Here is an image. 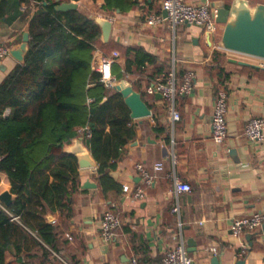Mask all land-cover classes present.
<instances>
[{
    "label": "crops",
    "instance_id": "1",
    "mask_svg": "<svg viewBox=\"0 0 264 264\" xmlns=\"http://www.w3.org/2000/svg\"><path fill=\"white\" fill-rule=\"evenodd\" d=\"M7 1V9L0 10V45L11 50L19 47L28 31L29 19L24 17L28 5L20 0ZM137 1V6L125 12L104 10L106 0L74 1L80 10L98 8V14H103L100 16L112 19L106 51L119 53L115 63L120 71L126 68L120 47L142 48L156 57L155 63L121 78L143 94L152 114L133 119L134 137L123 147L115 167L107 170L108 178L120 190L101 185L98 163L95 168L79 167L80 183L70 214L57 211L47 217L57 226L56 248L44 244L23 248L19 254L11 245L6 253L9 264H129L132 257L143 264H163L165 252L181 237L192 264H213L214 256L220 264H264L263 225L241 238L231 232L235 218L264 211V139L251 141L244 134L252 117L264 118V66L253 57L243 60L257 66L232 62L231 58L242 59L218 46L224 27L217 21L218 10L229 8L234 0H187L209 5L219 27L211 36L203 27L189 23L175 28L168 24L149 26L147 15L161 10L162 0ZM249 3L254 6L264 0ZM33 12L32 1L31 15ZM98 49L103 50L98 47L94 52V69ZM216 50L225 60L215 58ZM18 63L10 53L3 59L0 82ZM188 69L196 74L194 89L190 94L177 95L176 109L181 117L173 123L169 103L157 93L149 94L147 88L172 70L181 83ZM221 87L228 94V135L219 144L212 140V115ZM79 137L65 144L64 150ZM158 162L164 163L163 170H155ZM139 163L155 177L150 186L144 185V199L122 189L126 184L131 188L142 184L136 169ZM174 177L189 183L192 190L177 192ZM5 191L11 192V184L7 174L0 172V194ZM175 206H179L178 212L173 211ZM108 209L123 222L117 237L106 243L100 237V221ZM244 244L246 253L240 255Z\"/></svg>",
    "mask_w": 264,
    "mask_h": 264
},
{
    "label": "trees",
    "instance_id": "2",
    "mask_svg": "<svg viewBox=\"0 0 264 264\" xmlns=\"http://www.w3.org/2000/svg\"><path fill=\"white\" fill-rule=\"evenodd\" d=\"M71 1L79 0H20L28 5L29 49L24 62L0 82V172L7 174L15 196L9 212L0 213V264H9L11 245L19 254L44 244L56 248L57 226L47 217L71 212L80 174L76 155L64 146L81 128L90 129L86 142L98 163L101 185L117 191L120 187L107 170L135 135L124 97L107 87L92 66L95 50H108L110 44L102 40L101 26L88 10L57 9ZM139 3L106 0L102 8L125 12ZM7 4L1 0L0 10ZM120 48L126 68L120 71L114 63L117 80L156 62L142 48ZM214 54L225 60L218 50Z\"/></svg>",
    "mask_w": 264,
    "mask_h": 264
},
{
    "label": "built area",
    "instance_id": "3",
    "mask_svg": "<svg viewBox=\"0 0 264 264\" xmlns=\"http://www.w3.org/2000/svg\"><path fill=\"white\" fill-rule=\"evenodd\" d=\"M164 12H166V14ZM146 19L149 26L168 24V26L172 28L183 23H195L201 25L204 31L210 36L216 34L219 28L208 4H193L187 0H162L161 10L148 14ZM98 51L100 52L96 58V70L101 74V81L104 82L107 87H114L119 83V80L115 78L112 66L116 62L119 53L115 51L108 53L99 49ZM9 53L10 48L5 44H1L0 64ZM231 53L242 60L248 57L240 53ZM258 60L259 66H264V60ZM195 79V71L188 69L184 72L181 83H178L176 71L172 70L162 77L155 79L154 82L148 86L147 92L149 94L161 93L163 95L170 105L171 121L174 123L181 117L180 112L176 109L177 95L190 94L194 89ZM227 113L228 94L226 89L221 87L216 94L212 115V140L219 144L223 143L228 135ZM244 134L251 141L258 142L263 140L264 118L262 116L252 117L246 124ZM78 135L86 139L91 135L90 129L88 127L81 128ZM154 168L156 171L163 170L164 163L158 162L155 164ZM136 169L140 172L142 184L135 188H131L126 184L122 189L126 193H131L136 199H144L146 196L144 185L150 186L155 177L142 163L137 164ZM174 185L177 192H190L192 190V186L189 183L183 182L177 177H174ZM0 208L1 210L9 212L8 208L2 202H0ZM173 211L178 212L179 206H175ZM122 222L121 217L113 210H106L100 221L101 239L106 243L112 242L117 237ZM263 223L264 211H256L250 215L235 218L231 224V232L233 236L241 238L246 233L252 234L259 230ZM215 250L216 248H213V251ZM245 253L246 245L244 244L240 255H244ZM65 263L70 264L66 261ZM129 264L143 263L139 258L132 257ZM163 264H192V259L188 255L183 237L178 239L177 244L173 248L165 252Z\"/></svg>",
    "mask_w": 264,
    "mask_h": 264
},
{
    "label": "water",
    "instance_id": "4",
    "mask_svg": "<svg viewBox=\"0 0 264 264\" xmlns=\"http://www.w3.org/2000/svg\"><path fill=\"white\" fill-rule=\"evenodd\" d=\"M46 3V2H45ZM78 7L74 1L63 2L57 6L59 10H70ZM166 14V12H164ZM102 29V40L107 42L112 31V22L108 18L92 15ZM217 21L224 24L223 31L218 42V46L224 50L240 53L248 57L264 60V3H258L251 6L249 0H234L229 8L218 10ZM195 24V23H194ZM197 25V24H195ZM202 27L201 25H199ZM30 35L28 31L23 34L22 42L17 48L10 50V55L19 63L24 62L25 55L29 49ZM232 62L241 65H253L245 60L231 58ZM114 89L121 93L125 103L131 111L132 119H142L150 116L152 110L144 99L143 94L134 89V87L125 79H121L114 86ZM157 97L163 98L161 93H157ZM68 153L76 155L78 165L81 169L95 168L97 161L92 155L88 146L85 145L82 137L76 139ZM116 176L115 174H112ZM0 200L10 207L14 201L12 193L5 191L0 194ZM2 210L0 209V213ZM264 229V223H263ZM193 240H189L192 244ZM190 248L189 250H191ZM192 250H195L193 248ZM213 264H220L217 256L212 259Z\"/></svg>",
    "mask_w": 264,
    "mask_h": 264
},
{
    "label": "rangeland",
    "instance_id": "5",
    "mask_svg": "<svg viewBox=\"0 0 264 264\" xmlns=\"http://www.w3.org/2000/svg\"><path fill=\"white\" fill-rule=\"evenodd\" d=\"M85 8H87V7H85ZM84 10H88L89 12H91L93 15H95V16H99V17H102V16H100V15H103V14H98V8H96V9H93V8H90V9H84ZM100 13V12H99ZM106 51V50H105ZM106 52H109V51H106Z\"/></svg>",
    "mask_w": 264,
    "mask_h": 264
}]
</instances>
